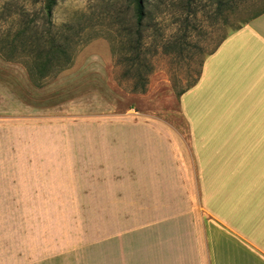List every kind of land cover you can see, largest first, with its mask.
<instances>
[{"label":"crops","instance_id":"obj_1","mask_svg":"<svg viewBox=\"0 0 264 264\" xmlns=\"http://www.w3.org/2000/svg\"><path fill=\"white\" fill-rule=\"evenodd\" d=\"M261 102L264 12L204 59L196 82L179 96L183 130L130 121L76 125L62 128L57 142L39 141L38 147L59 148L61 160L88 166L76 173L91 187L72 178L77 184L60 196L75 204L57 211L90 213V228L80 231L77 224L76 234L45 236L33 248V238L19 236L12 224L11 235L0 232V264H39L73 253L83 264L77 251L85 248L92 249L91 264H264Z\"/></svg>","mask_w":264,"mask_h":264},{"label":"rangeland","instance_id":"obj_2","mask_svg":"<svg viewBox=\"0 0 264 264\" xmlns=\"http://www.w3.org/2000/svg\"><path fill=\"white\" fill-rule=\"evenodd\" d=\"M54 1L55 28L67 23L86 26L72 65L32 81L22 64L0 58L5 104L0 232L11 235L12 224H17L19 236L33 238V248L45 236L59 240L61 233L76 234L78 227L86 231L91 221L90 213L57 211L75 204L60 196V189L75 187L72 178L80 179L83 188L91 187L83 182V173H76V168L88 166L76 165L70 157L61 160L59 148L44 149L38 142H57L62 128L76 125L130 121L183 130L179 96L198 79L207 53L239 19L264 10V0H232L230 9L223 6L226 0H217L220 7L211 0H139L146 13L139 22L137 0ZM47 2L0 0V36L34 19L41 26ZM147 73L145 89L133 91L139 82L135 76ZM259 109L264 110L262 102ZM77 252L83 264H91V248ZM76 255L39 264H77Z\"/></svg>","mask_w":264,"mask_h":264},{"label":"trees","instance_id":"obj_3","mask_svg":"<svg viewBox=\"0 0 264 264\" xmlns=\"http://www.w3.org/2000/svg\"><path fill=\"white\" fill-rule=\"evenodd\" d=\"M188 1L191 2L193 0ZM211 1L214 4L217 0ZM218 3L219 2L217 1L216 7L221 6ZM232 5V0H226V2L223 3V6L228 9H230ZM54 6V0H48L43 6L45 18L44 23L41 26H39L36 19H34L29 22L21 23L15 29L11 27L0 36V58L6 62H19L22 64L32 81L42 80L57 70H65L69 68L73 63L76 52L83 44H81L80 36L84 32L86 26H80L77 28L74 23H67L61 25L59 28H55L51 23ZM187 6L190 8V3ZM262 12H264V10L255 13L246 19H239L238 25L234 26L231 32L241 28L244 24ZM145 14V7L141 1L137 0V20L139 22L143 21ZM227 35L224 34L221 37L218 44L215 46V49L227 37ZM174 42L178 43V40H175ZM215 49L207 53V55L212 53ZM148 74L149 73L144 76H135V79L139 82H137V86L135 85L133 91L141 92L145 89ZM196 80H194L189 87L192 86ZM189 87H187V89ZM183 92H181V94Z\"/></svg>","mask_w":264,"mask_h":264}]
</instances>
